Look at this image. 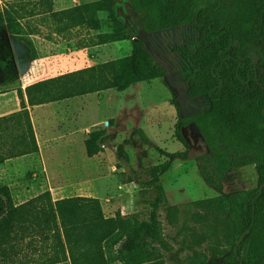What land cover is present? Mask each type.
I'll use <instances>...</instances> for the list:
<instances>
[{
    "label": "trees",
    "instance_id": "obj_1",
    "mask_svg": "<svg viewBox=\"0 0 264 264\" xmlns=\"http://www.w3.org/2000/svg\"><path fill=\"white\" fill-rule=\"evenodd\" d=\"M146 33L184 24H195L201 45L197 50L180 46L193 64L187 78L190 98L206 96L211 109L186 115L178 97L175 137L184 149L170 152L154 144L167 160L155 165L144 186L157 189L146 218L107 216L98 197L74 195L53 199L47 190L16 203L8 185H0V258L18 255V245L43 248L37 262L29 264H161L158 248H169L160 219L165 193L161 176L177 160H188L191 145L184 129L194 123L209 152L198 157L204 180L222 193L197 202L211 215H224L232 224L236 245L228 255L231 264H264V0H129ZM21 8L0 5V31L5 30L34 49L20 21ZM59 33L73 29L95 31L94 44L131 38V52L123 57L20 88L21 109L0 117V164L11 158L37 153L39 145L29 106L81 96L109 88L124 91L140 81L167 76L166 67L150 51L139 34L126 30L100 31V12L121 27L115 0H95L69 8L49 9ZM53 23V24H54ZM0 65L11 67L12 50L0 38ZM35 58V55H34ZM138 133L149 141L143 130ZM107 128L89 132L86 153L104 151ZM125 139L117 146L119 159H128ZM254 164L258 186L238 193L223 192L229 169ZM127 181H135L129 176ZM222 215V216H223ZM201 264H213L212 261Z\"/></svg>",
    "mask_w": 264,
    "mask_h": 264
},
{
    "label": "rangeland",
    "instance_id": "obj_2",
    "mask_svg": "<svg viewBox=\"0 0 264 264\" xmlns=\"http://www.w3.org/2000/svg\"><path fill=\"white\" fill-rule=\"evenodd\" d=\"M64 1V5L59 3L58 10L79 2ZM115 2L122 26L115 25L107 12H100L103 23L100 31L126 30L130 35L139 34L166 67L167 76L140 81L124 91L109 88L35 107L33 114L37 124L49 120L47 116L53 120L51 144L47 146L57 147L47 150L43 167L38 156L33 159L28 155L0 167V185L11 187L16 203L50 190L53 199L74 195L98 197L107 216L121 214L127 218H146L157 189L142 185L141 180L149 179L152 168L167 160L154 149V144L170 152L184 149L183 143L175 137L177 110L172 103L174 96L178 97L186 115L211 109L206 96H188L186 82L193 64L178 50L180 46L192 50L199 48L198 27L189 23L146 33L129 0ZM222 2L225 9L231 7L230 0ZM45 9L47 7L25 15L39 14L24 19L27 37L33 40L34 49L24 41H18L19 53H25L22 58L28 53L32 60L22 62V73L17 70L11 79L0 74V105L13 106L20 88L25 90L29 85L131 52V38L94 44L95 31L82 28L59 33L49 9ZM5 36H9L8 32L1 30V40ZM103 128H107L110 135L104 151L89 157L85 139L89 132ZM138 129L143 130L149 141L138 133ZM184 133L191 145L190 159L173 162L170 170L160 178L165 199L159 212L169 248H158L157 255L161 256V264H201L205 261L231 264L228 255L236 245L232 224L227 216L211 215L197 203L222 195L204 180L197 165L198 157L208 153L209 149L194 123L185 128ZM125 139L131 140L130 144L124 145L128 159H119L117 146ZM68 146L74 148L75 156L72 151V156L68 157ZM129 176L135 181L128 182ZM257 186L258 173L254 164L236 166L228 170L223 192H244ZM17 250L16 256L0 258V264L37 262L43 252L42 247L34 249L27 246V242L20 243Z\"/></svg>",
    "mask_w": 264,
    "mask_h": 264
},
{
    "label": "crops",
    "instance_id": "obj_3",
    "mask_svg": "<svg viewBox=\"0 0 264 264\" xmlns=\"http://www.w3.org/2000/svg\"><path fill=\"white\" fill-rule=\"evenodd\" d=\"M78 1L79 2L74 3L73 6L78 5V4H82V3H86V2L95 1V0H78ZM59 3L64 5L65 1L64 0H54V4H53V0H0L1 6H14V7L21 8L20 21L24 24H26L24 22V19L29 18V17H37V15H39L36 13V14L31 15L29 17H25V15H28L27 14L28 12H32V11L37 12L41 8H44V7H47V9H50L53 6L55 7L56 10H58L57 7H58ZM47 9H45V10H47ZM62 9H65V8H62ZM8 34L11 35L10 32H8ZM13 101H15L13 106H6V105H2V104L0 105V117L4 116V115H8V114L16 112V111H19L21 109L20 98L19 97L15 98ZM37 106H39V105H35V106H29L28 105V108H29L30 113H31V118H32L33 126L35 129V133H36V137H37V141H38V145H39V151L37 153H34L32 155H28V156H32L33 159H35L38 156V160L40 161L39 163L43 167V165L45 166L44 161L46 158L47 150L48 149L49 150L54 149V147H57V146H47L48 144H51V134H53L51 127L53 125V120L49 116H47L49 118V120H46L45 122H40L39 124H37L35 117H34V114H33L34 108ZM45 114L48 115V113H46V112H45ZM68 147H69L67 149L68 157L70 158V156H72V154H71L72 151H73L74 156H75L76 154L74 152L75 151L74 148L70 147V146H68ZM28 156L24 155L21 157L8 159L4 163L0 164V167L1 166H7L10 162H15V161H18L20 159H24L25 157H28Z\"/></svg>",
    "mask_w": 264,
    "mask_h": 264
},
{
    "label": "flooded vegetation",
    "instance_id": "obj_4",
    "mask_svg": "<svg viewBox=\"0 0 264 264\" xmlns=\"http://www.w3.org/2000/svg\"><path fill=\"white\" fill-rule=\"evenodd\" d=\"M19 40H12L9 36H5L3 38V43L8 44L12 50V60H11V67L9 68H3L0 65V74L4 76L5 79H11L13 78L14 73L18 70V73H22V62H30L31 56L30 54L26 53L25 57L22 58V56L25 54H21L18 51V42ZM1 52V51H0ZM1 55V54H0ZM20 70V72H19ZM17 73V74H18Z\"/></svg>",
    "mask_w": 264,
    "mask_h": 264
},
{
    "label": "water",
    "instance_id": "obj_5",
    "mask_svg": "<svg viewBox=\"0 0 264 264\" xmlns=\"http://www.w3.org/2000/svg\"><path fill=\"white\" fill-rule=\"evenodd\" d=\"M9 35V37L12 39V40H15V38L12 36V35H10V34H8ZM0 210H1V206H0Z\"/></svg>",
    "mask_w": 264,
    "mask_h": 264
}]
</instances>
